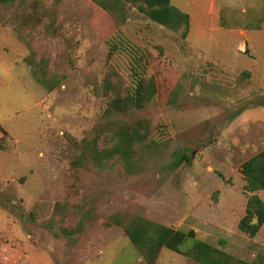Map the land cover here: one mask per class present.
<instances>
[{
    "label": "rangeland",
    "instance_id": "obj_1",
    "mask_svg": "<svg viewBox=\"0 0 264 264\" xmlns=\"http://www.w3.org/2000/svg\"><path fill=\"white\" fill-rule=\"evenodd\" d=\"M171 1L191 13L190 41L131 4L120 23L92 0L0 2V264H146L113 219L132 216L192 232L184 253L195 239L264 264V224L238 229L254 194L240 166L264 150V0ZM160 61L178 81L158 75L166 93L136 117L163 146L140 166H72L132 68L156 77ZM155 264L201 263L163 247Z\"/></svg>",
    "mask_w": 264,
    "mask_h": 264
},
{
    "label": "trees",
    "instance_id": "obj_2",
    "mask_svg": "<svg viewBox=\"0 0 264 264\" xmlns=\"http://www.w3.org/2000/svg\"><path fill=\"white\" fill-rule=\"evenodd\" d=\"M14 0H0V2H11ZM100 8L118 15L120 23L125 20V8L127 4L136 6L137 10L151 21L165 26L173 31L183 27L182 36L185 37L189 29V17L180 12L170 4V0H92ZM113 42V40H110ZM109 41V42H110ZM109 44V53L115 54L119 47L115 42ZM123 41L120 42L121 45ZM147 63L146 59L138 56L136 65L139 62ZM144 66V65H143ZM157 76H146L132 68L130 80L125 92L114 94L108 98L107 106L100 119L94 127L86 133L85 137L77 144L82 149L80 156L71 162L72 166L92 163L100 165L101 161L120 159L124 163L136 162L139 166L144 162L146 152L163 146L162 140L151 137V124L142 117L136 115L149 108L150 104L166 93V81H156L158 75L169 82L175 78L178 81V70L170 63L159 62L155 65ZM159 77V78H161ZM158 82V83H157ZM162 132L161 126L157 129ZM131 160V161H130ZM188 161L186 154H178V157L171 162L170 167L175 168L182 162ZM240 172L245 181L244 190L251 193L264 190V150L255 156L244 161L240 166ZM255 224H251L252 219ZM116 224L123 227L124 233L129 242L140 253L146 264H155L160 250L164 247L182 255H191L192 259L201 264H253L234 259L232 256L211 247L210 245L193 239L188 252L184 253L180 246L184 240L193 237L183 232L174 231L171 228L150 222L139 216H132L124 223L113 218ZM264 224V202L255 194L248 197L245 207V214L238 222V229L241 232L254 237L260 227ZM64 234L68 229H64ZM79 232V231H75ZM63 234V233H62Z\"/></svg>",
    "mask_w": 264,
    "mask_h": 264
},
{
    "label": "crops",
    "instance_id": "obj_3",
    "mask_svg": "<svg viewBox=\"0 0 264 264\" xmlns=\"http://www.w3.org/2000/svg\"><path fill=\"white\" fill-rule=\"evenodd\" d=\"M170 4L173 6V7H175V8H177L180 12H182V13H185V14H187L188 16H189V29H188V32H187V41H190L191 39H192V35H194L193 34V28H192V21H193V19H192V17H191V13L189 12V11H186V10H184V9H182L181 7H180V5L179 4H176V3H173L171 0H170ZM211 4V3H210ZM245 30L244 29H240V33L241 34H243V32H244ZM195 42V43H194ZM193 43H194V47L196 48V49H198V50H200V51H202L203 52V54H205V51H206V49L204 48V47H202V44H203V41H201V43H199V44H197V42L196 41H194ZM195 44H196V46H195ZM201 44V45H200ZM244 47H243V45H239L238 46V50L240 51V52H243L244 50ZM249 49V48H248ZM212 61H214L215 63L216 62H219V61H217L216 59H211ZM216 60V61H215ZM260 191V190H259ZM256 192H258V191H256ZM256 192H254V194L256 193ZM256 195V194H255ZM259 197V196H258ZM260 198V197H259ZM261 199V198H260ZM262 200V199H261ZM263 201V200H262ZM264 202V201H263Z\"/></svg>",
    "mask_w": 264,
    "mask_h": 264
},
{
    "label": "water",
    "instance_id": "obj_4",
    "mask_svg": "<svg viewBox=\"0 0 264 264\" xmlns=\"http://www.w3.org/2000/svg\"><path fill=\"white\" fill-rule=\"evenodd\" d=\"M255 223H256V219L254 218L252 219L251 224H255Z\"/></svg>",
    "mask_w": 264,
    "mask_h": 264
}]
</instances>
